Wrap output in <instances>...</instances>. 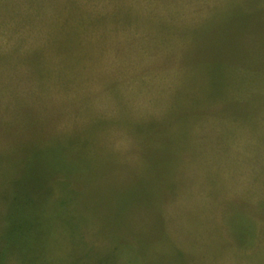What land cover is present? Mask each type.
Listing matches in <instances>:
<instances>
[{"label": "rangeland", "instance_id": "obj_1", "mask_svg": "<svg viewBox=\"0 0 264 264\" xmlns=\"http://www.w3.org/2000/svg\"><path fill=\"white\" fill-rule=\"evenodd\" d=\"M0 264H264V0H0Z\"/></svg>", "mask_w": 264, "mask_h": 264}]
</instances>
